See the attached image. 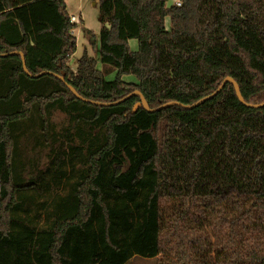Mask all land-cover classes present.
Segmentation results:
<instances>
[{"label":"trees","instance_id":"16d2710c","mask_svg":"<svg viewBox=\"0 0 264 264\" xmlns=\"http://www.w3.org/2000/svg\"><path fill=\"white\" fill-rule=\"evenodd\" d=\"M167 1L97 0L73 71L63 0H0V264H264V107L90 103L264 101V0Z\"/></svg>","mask_w":264,"mask_h":264},{"label":"rangeland","instance_id":"374dc122","mask_svg":"<svg viewBox=\"0 0 264 264\" xmlns=\"http://www.w3.org/2000/svg\"><path fill=\"white\" fill-rule=\"evenodd\" d=\"M173 0H168L167 3H172ZM66 3V10L68 15H75L78 17V24H74L75 28L72 30V35L75 37L76 49L73 55L67 62L71 70L75 71L79 58L83 51H86L88 56L97 58L96 50L92 49L88 44V34L86 31H91L96 38L100 32L102 24L99 21L97 0H64ZM165 26L168 29V20H165ZM131 51H136V41L128 42ZM97 68L103 73L106 81L114 79L116 70L109 66H103L98 63ZM124 82H136L132 76H123L121 78ZM53 123L57 127L65 125V119L60 113H55L52 117ZM158 257L157 259H159ZM156 259H142L139 257L132 258L127 264H155Z\"/></svg>","mask_w":264,"mask_h":264},{"label":"water","instance_id":"95a60500","mask_svg":"<svg viewBox=\"0 0 264 264\" xmlns=\"http://www.w3.org/2000/svg\"><path fill=\"white\" fill-rule=\"evenodd\" d=\"M8 54H2L0 55L1 57H5L7 56ZM9 55H19L20 58H21V63H22V68H23V71L27 74V70L25 68V64H24V60H23V55L21 53H18V52H12L10 53ZM60 80H63V78L61 76H57ZM225 83H230L233 88H234V91H235V94H236V97L238 99V101L240 103H242L243 105L247 106V107H250V108H261V107H264V101L260 104H247L243 101V98L241 97L240 95V92H239V88L237 86V84L229 77H226L223 82L221 83V85L219 86V88L217 90H215L212 94L206 96V97H203L201 98L200 100H198L197 102L191 104V105H183V104H180V103H177V102H168V103H165L163 105H161L160 107L156 108V109H149L144 98L142 97V95L138 92V91H134L130 94H128L125 98L119 100V101H116V102H113V103H98V102H90L91 104L93 105H98V106H112V105H116L118 103H121L123 102L124 100H126L127 98H129L130 96L132 95H136L139 97L140 101L138 103H136L134 106H133V111H135L139 106H142L144 110H146L147 112L149 113H152V112H155V111H159L161 109H164V108H168L170 106H179L185 110H190L192 108H195L197 106H199L200 104H202L204 101L212 98L213 96H215L220 90L221 88L224 86ZM68 89L70 90V92L77 98L80 99V97L77 95V93L73 90V88H71L70 86H68Z\"/></svg>","mask_w":264,"mask_h":264},{"label":"built area","instance_id":"2783aa9c","mask_svg":"<svg viewBox=\"0 0 264 264\" xmlns=\"http://www.w3.org/2000/svg\"><path fill=\"white\" fill-rule=\"evenodd\" d=\"M173 5H175V6H179L180 4H179V0H176L175 2H174V4ZM69 20H70V22L71 23H73V24H78V17H76L75 15H70L69 16Z\"/></svg>","mask_w":264,"mask_h":264},{"label":"crops","instance_id":"0c3cea01","mask_svg":"<svg viewBox=\"0 0 264 264\" xmlns=\"http://www.w3.org/2000/svg\"><path fill=\"white\" fill-rule=\"evenodd\" d=\"M64 1V0H63ZM176 0H173L172 3H167V6H172ZM66 4V3H65ZM67 6V5H66ZM107 27V25H105ZM131 41V40H130Z\"/></svg>","mask_w":264,"mask_h":264}]
</instances>
